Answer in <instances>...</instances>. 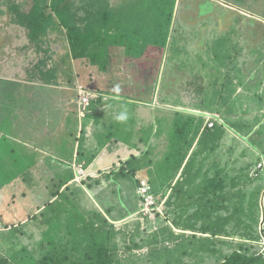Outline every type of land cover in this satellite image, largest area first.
<instances>
[{
  "label": "crops",
  "instance_id": "obj_1",
  "mask_svg": "<svg viewBox=\"0 0 264 264\" xmlns=\"http://www.w3.org/2000/svg\"><path fill=\"white\" fill-rule=\"evenodd\" d=\"M132 1L102 3L97 11L98 25L94 26L93 34L98 36L97 32H103V45L106 43L97 62V90L85 87L81 90H65L69 87H60L52 79L38 82L46 90H38L39 96L27 98L29 93L24 88L38 85L33 80H39V73L36 77L30 73L27 80L22 82L16 79L20 76L15 60L3 67L2 72L8 71L4 73L6 75L0 73V90H7L12 85L16 86L13 90H23L26 94L16 101H12L11 96L0 98V107L11 105V110L17 111L20 118L18 123H13L14 130L9 134L1 128L11 124L12 119H0V142L1 139L8 140L6 146L2 149L0 147V159L4 154L16 151L26 160L25 168L22 169L20 157L13 154L17 158L12 162L19 169L17 174L24 170L20 174L24 179L28 178L27 174L30 175L25 181L26 186L22 182L16 186L17 192L21 189L29 192L22 196L25 201L32 203V206L26 203V207L20 210L25 215L26 212L29 213L20 227L30 231L35 225L41 237L51 229V225L55 228L52 231L57 237L65 238L68 236L67 228L79 230L78 228L85 227L88 223L97 226V222H106V225L113 227L133 220L134 216L140 215L142 201L139 187L141 179H146L157 198L158 206L167 210L163 217L164 225H160L163 230L160 241H143L145 247L140 249L147 256L151 254L149 250L157 251L155 258L164 263V249H174L181 241V234L197 230V227L193 229L184 225L187 222H198L199 215L195 207L202 202L211 203L215 195L224 201L223 194L236 187L235 181L251 180L250 176L246 178L247 171L255 174L253 177H261L263 180L256 191L248 196L250 202L255 205L260 202L259 205H262L260 211L257 210L260 213L255 214L260 219L256 218L255 221L264 222V197L261 198L260 195L264 190V151L253 145L255 142H252L250 135H246L244 128L239 129L246 124L255 128L264 125L261 117V114L264 115V107L251 105L260 102L258 97L264 91V82H260V87L249 83L254 78H247L245 83H241L240 76L227 68L237 64L247 69L250 59H220L214 57L213 52V47L229 46L228 43L219 45V42L231 30H234L231 37L233 41L242 40L243 45L246 41L251 49L263 45L264 0H148V9L141 4L142 0ZM138 1L140 4H137ZM160 13L164 16L158 18ZM140 14L143 17L146 15L143 21ZM75 16L68 10L61 23L62 29L65 24H75L73 30L80 32L81 28L73 23ZM162 17L166 18L165 23L161 21ZM179 23L199 26L198 39H194L187 49H183L184 33L176 32L174 35ZM17 25L22 29L26 28L19 19ZM157 29L167 38L163 35L161 38L156 37L153 31ZM108 40L116 41L113 44L115 47L120 46L122 51L110 50L112 42ZM173 45L175 49H172ZM145 48H156V52L147 51L142 56ZM178 51L182 52L179 59L176 55ZM188 53L192 55V59L187 58ZM170 56L174 61L169 60ZM71 58L77 67L73 56ZM150 58L154 64L152 67L146 64V60ZM259 59L264 62V58ZM213 60L223 65L221 74L215 72L216 77H220L222 81L218 83L216 79V86L212 91L203 90L204 87L195 90L194 87L199 82L202 83L199 77L205 73L200 71L199 65L212 64ZM70 62L71 60L66 61V66L62 63V72L72 73ZM40 63L45 66V61ZM175 63L188 67L190 71L187 72ZM128 70L133 73L129 77L125 75ZM48 73L51 77L55 75L53 72ZM174 73L181 80L176 82L177 87L173 90H180L184 104L170 103L162 95V90H154L160 78V84L163 85L166 82L165 76L172 80ZM133 76L141 77V81L139 78L136 81ZM74 78L70 85L76 87ZM116 78H121L122 81L123 78L126 79L123 81L127 84L125 89L128 86L135 89L134 95L128 89L121 95L118 94L120 89L113 90ZM107 85L112 87L105 88ZM146 90H150L149 96ZM87 93L93 98L89 109L85 110L81 104V96ZM42 94L49 100L41 99ZM53 96L55 99H50ZM38 110L41 117L36 121L32 111ZM80 110H83V117L77 115ZM23 111L28 112L29 118H24ZM211 122L214 123L213 127H209ZM39 129H42L44 139H37ZM48 138L52 139V144L47 146L46 143L42 148L41 143L47 142ZM240 143L252 145L253 152L247 154L246 148ZM20 146L26 152H22ZM48 151L53 154L49 155ZM40 158L43 160L36 166ZM181 158L183 162L178 166L177 160ZM190 163L191 166L187 167ZM260 164L263 165L262 168H259ZM35 166L42 170L39 172L42 185L39 184V179L35 180V172L31 170ZM80 167L83 169H79ZM27 168L30 169L26 171ZM0 174L10 176L2 162ZM8 176L5 181L10 180ZM175 192L182 198H172ZM207 195L212 197L206 198ZM245 195L244 192L241 193L242 201H245ZM243 217L242 215L241 218ZM9 218L4 220L5 224L15 223L12 222V217ZM191 218L195 220L191 222ZM146 220L152 221L148 218ZM136 221L131 224L138 226L140 221ZM223 233L225 231L218 234L222 236ZM208 238L211 235L206 236ZM79 244L81 246L78 241ZM152 244L161 247L146 251V245ZM170 244L175 246L171 247ZM145 260L146 257L141 258V263ZM182 261L195 262L184 258Z\"/></svg>",
  "mask_w": 264,
  "mask_h": 264
},
{
  "label": "rangeland",
  "instance_id": "obj_2",
  "mask_svg": "<svg viewBox=\"0 0 264 264\" xmlns=\"http://www.w3.org/2000/svg\"><path fill=\"white\" fill-rule=\"evenodd\" d=\"M117 1V0H116ZM115 0H64L63 3H58L62 8L66 7L71 10V13L76 15L73 19V23H77L76 26L78 28H81L80 32L74 31V25H64V29L61 27V23L63 20H65V17L61 15H57L56 11H54V0H0V73L3 75H6L8 70L5 72H2L3 67H6L10 64L12 60H15L16 63V69L17 73L19 74V78L17 81H26L27 77L30 73H33V75H37L39 73V80H33V81H51L52 79L56 80L58 86L60 87H69L65 90H81L82 87H85L90 90H97V62L99 60V57L103 53L104 48L106 47V43L103 45V39L101 38L103 32H97V34H93L94 30L93 28H90V25H94L96 17L94 15H97V11L100 5H104V3H113L116 2ZM134 2V0L132 1ZM136 2V0H135ZM53 3V4H52ZM137 4H140L139 1ZM141 4L145 6L146 9L148 5V0H142ZM207 6V5H206ZM210 7V5H209ZM37 8V11L39 8L41 9L42 14L46 15V17L51 16L49 19L47 18L46 26L48 31L44 36L42 35L39 40L36 38L31 37L29 35V30L26 28H20L17 25V20L20 19L19 17H26L29 16L34 9ZM64 10V8H63ZM65 11V10H64ZM220 11V10H218ZM221 12V11H220ZM4 13V14H3ZM219 13V12H218ZM141 16V14H140ZM146 15H144L145 17ZM143 16H141L143 21ZM248 17V16H247ZM262 22H264V18L262 19ZM64 24V23H63ZM264 24V23H263ZM92 30H90V29ZM198 24H188V23H179L178 26L175 28L174 35L177 33H184V41H183V49H187L188 46L192 43V41L195 39V41L198 39ZM193 31L194 33H192ZM234 30H231L227 33V37H223L220 39L219 45H223L225 43H228L229 46H219L213 47L214 57L216 58H233L235 60H242L246 58V61L251 60V63H247V69L243 67V65H233L228 66L227 68L229 70L234 71L235 74H238L240 76V82L245 83L247 78L250 81V84H253L255 86H261L260 82H264V62H260V59L264 58V41H262V46L256 47L254 49L248 48L247 42L244 41V44H242V40H236L233 41L231 39ZM196 34V35H195ZM103 37V36H102ZM105 37V36H104ZM228 38V40H227ZM106 39V38H105ZM101 40V41H100ZM112 43L109 45L110 50H119L122 51L121 47L113 44L116 41L108 40ZM107 41V42H108ZM101 42V43H100ZM213 43V41H210ZM193 45V44H192ZM194 47V46H193ZM152 53L156 52V48H153ZM47 50V52H45ZM155 51V52H154ZM147 50H143V55L146 54ZM177 59L180 58L182 55V52L178 51L176 52ZM74 58V63L77 64V67L74 66L72 62V58ZM238 57V59H236ZM187 58L192 59L191 54H187ZM71 60V72L72 73H65L61 70V65L64 63L66 66V61ZM171 62L174 61L173 57L170 56L169 59ZM45 61V66L41 64L40 62ZM177 61V60H176ZM78 62V63H77ZM212 64L209 63H203L199 65L200 71L205 72L202 73L201 77H199L200 81L204 85L203 90H213L216 86V79L218 83L222 81L220 77H216V73H222L221 69H223V65L220 63H217L216 61H211ZM79 64V65H78ZM146 64L150 67L154 66L152 59L146 60ZM64 66V67H65ZM79 66V67H78ZM182 69L189 72L188 67H182L181 64L179 65ZM82 67V69H80ZM240 67V69H239ZM195 68H197V65L195 64ZM175 71V69H174ZM45 72V73H44ZM48 72H53V77L50 76ZM44 73V74H43ZM78 73V74H76ZM168 73V72H167ZM166 73V74H167ZM176 73V71H175ZM173 74V79L170 78H164L166 82L163 83V85L160 84L161 78L158 80L157 85L155 86L154 90H162V95L169 101L170 103L179 105L184 104V98L183 94L180 92V90H173L177 87L176 82L180 81V77L176 74ZM131 74V71L126 72L125 75L129 77ZM165 74V75H166ZM208 74L209 76L205 75ZM41 75V76H40ZM77 75V76H76ZM75 76V78H74ZM244 76V77H243ZM36 77V76H35ZM73 78L75 79L74 82L77 84L76 87L71 86L70 84L73 81ZM140 79L141 77H135L133 76V79ZM99 79V77H98ZM132 79V81H133ZM102 81V79H99ZM126 80L123 78V81ZM104 81V80H103ZM114 89L113 90H119L118 94L121 95L129 90V93L131 95H134V90L131 89L130 86L125 89L124 82L121 80V78H116L114 80ZM55 82V84H56ZM48 83V82H46ZM134 83V82H133ZM248 83V81H247ZM31 85V87L28 85L27 88H24L27 93V98L30 96L37 97L39 96L38 90H44V87H41V85ZM212 85V86H211ZM153 86V85H152ZM13 87L16 88V86H10L7 88V90H0V98L5 99V97L11 96L12 101H16L19 98H21V95L24 96L26 93L23 92V90H13ZM71 87V88H70ZM112 87V85H107L105 88ZM46 90V89H45ZM64 90V89H63ZM111 90V88L109 89ZM123 90V91H121ZM147 95H150V90H146ZM157 94V93H156ZM19 95V97H18ZM36 95V96H35ZM260 102L251 103L254 107H264V91L262 92V95L258 97ZM41 99H47V97L42 94ZM52 100L55 99V96L50 98ZM49 100V98L47 99ZM46 100V101H47ZM0 102H2L0 100ZM6 104V103H5ZM14 107V106H13ZM90 107V106H89ZM60 108V107H59ZM55 108H53L52 111H54ZM58 109V108H57ZM78 110V108H77ZM51 111V112H52ZM83 110L77 111L78 116H82ZM264 113V112H263ZM32 116L35 117L36 121L41 117L40 111H32ZM72 115V112H70ZM11 116V117H6ZM17 116V118H16ZM19 113L17 111L11 110V105H3V108L0 107V119H12L11 124L13 125L14 122L18 123ZM83 117V116H82ZM262 119H264V115L261 114ZM14 119H17L14 121ZM264 123V121H262ZM133 127V125H132ZM8 130V129H7ZM44 130V128H43ZM38 137L37 139H44V134L42 135L41 129L37 131ZM255 134V133H254ZM252 134L251 138H253L254 135ZM49 139V140H48ZM44 143L42 144V148H44V145L46 144L51 145L52 139L48 138ZM263 136L258 135V138L252 140V142L256 143V146L264 150V145L260 146L261 140H263ZM51 143V144H50ZM242 144V147L246 148L247 154L249 152H253L252 145L249 143ZM17 145V144H16ZM22 152H26V149L22 146H20ZM53 151V149H52ZM49 154V151H48ZM53 154V153H50ZM49 154V155H50ZM13 154H4L3 158L0 159V163H4V167L8 174H10V180L4 181L3 177L6 178V176H2L0 174V257L1 258H9L10 260H15L17 264H21V262L24 263V260H26V255L32 251H35L36 248H38L39 243L41 242V235L39 232V229L34 225L30 231H27V229H21V225L23 224L22 220H25L24 218L29 217V213L26 212V215L24 213L20 214V210L26 207V203L28 205H31L32 203H28L25 201L23 195L22 189L17 192L16 186L22 182L23 186L26 184V182L23 180V176L20 174L23 173L19 171L18 167H15L14 164H12V160L17 159L12 158L10 160L9 157H12ZM40 156V155H38ZM43 159L40 158L39 162L36 164V166H39L40 162ZM248 159L246 160V162ZM31 167V170L34 173L35 180L39 179L40 185H42L43 182H41L39 172H42V170H38L37 167ZM20 168L24 169L25 166L22 165ZM30 169V168H29ZM28 168L25 169L26 171L29 170ZM79 169H83L80 167ZM247 179L250 176V181L242 179L235 181L236 187L232 188V190L228 189L226 192L227 194H223L225 196L224 201H222L218 195H215L216 197H212L211 203H199V206L195 207V210L198 211L197 217L198 222H194L192 224H195V227H197V238L201 239V241H204L203 238H206V236L213 235L215 231L223 232L222 236H213L212 239H210V242H204V245L202 242H199V239H194L191 235L192 233L187 232L186 237L184 241H188L189 244L192 246V254L188 256H183L185 260L189 261H195L196 257H199V260L201 259V263L207 262L209 264H214L219 262L222 256L227 255L231 253L234 250H240L242 242H246L247 247L251 249V254H254V256L261 255L264 258V222L258 221V223H254L253 227L256 228L255 237L256 238H250L247 236L244 238V235L248 233L246 225L249 223L245 218H241L243 215L241 212H244L246 217L250 216L249 213H251V217L256 219L258 218L255 214H259L260 212H257V210L260 211L259 203L258 205H255L254 202L249 201L248 194L254 193L256 191V188L258 187L260 181L263 180L261 177H253L255 174H250V171H247ZM262 176H264V171L262 172ZM23 180V181H22ZM38 184V185H39ZM229 185V183H228ZM22 186V187H23ZM26 186V185H25ZM230 186V185H229ZM25 188V187H23ZM236 190V191H235ZM244 192L245 202L244 206L242 208L241 201L242 196L241 193ZM264 190L260 194L263 198ZM66 194V193H64ZM186 195H189V193H186ZM182 198V196L175 192L174 195H172V198L179 199ZM72 197L69 196V199ZM256 197H254L255 200ZM73 200V199H71ZM264 200V198H263ZM254 204V205H253ZM32 206V205H31ZM161 206V205H160ZM156 206V208L148 212L146 214L142 213L140 211V215L134 216L133 220H130L124 224L114 225L115 229H113L114 237L109 239V243L111 244V254H117L116 257L117 261H115V264H163L162 261L157 259L155 257L157 251H151L149 256L144 254L142 251L143 249H140L141 247H145V242H154L155 240L160 241V236L163 234V230L160 229L161 226H163V220L165 217V210L162 206ZM158 207V209H157ZM177 207V206H176ZM141 208H143L141 206ZM178 209V207H177ZM172 210V209H171ZM170 210V211H171ZM178 211V210H177ZM257 212V213H256ZM190 214V212H189ZM192 214V213H191ZM201 215V216H200ZM13 218L12 222L9 226L5 228V225L3 222H6L4 220H7V218ZM9 218V219H10ZM148 218L152 221L146 220ZM154 219V220H153ZM196 219V217H195ZM194 218H191L192 220H195ZM260 219V217L258 218ZM136 220H139L137 224H131V222H135ZM160 220V223H159ZM184 221V220H183ZM245 221V222H244ZM19 222V223H18ZM25 222V221H24ZM137 222V221H136ZM190 224L187 222V225ZM161 225V226H160ZM186 225V223L184 224ZM101 226V227H100ZM209 227L207 228V234L204 235L202 232V227ZM211 227V228H210ZM103 229H106V226L104 224L101 225L100 222H97V231H102ZM117 230V231H116ZM247 231V233H246ZM218 232V233H219ZM142 235V236H141ZM156 237V238H155ZM248 238V239H247ZM246 239V241H245ZM252 239V240H250ZM199 240V241H197ZM145 241V242H143ZM206 241V240H205ZM143 242V243H142ZM182 242V240L180 241ZM191 242V243H190ZM97 243L99 244H105L107 241H103L101 237L97 239ZM215 249V252H205L203 253L202 250H207L209 247ZM203 245V246H202ZM146 251L150 248H156L161 247V245H146ZM171 247L175 246V244H170ZM184 244L181 245L180 249H177L173 251V249H164V252H166V255L164 258H166L169 253L173 252L174 256H178V254L181 252L182 247ZM198 246V247H197ZM98 248V247H97ZM198 248H201L202 250H198ZM133 252V253H132ZM13 254V256H12ZM11 257H14L12 259ZM146 257L147 260H145L143 263H141V258ZM133 259V263H130V260ZM170 259V258H168ZM167 259V260H168ZM166 260V262H167ZM196 260V261H199ZM169 261V260H168ZM222 261V260H221ZM220 261V262H221ZM172 264V263H171Z\"/></svg>",
  "mask_w": 264,
  "mask_h": 264
},
{
  "label": "trees",
  "instance_id": "obj_3",
  "mask_svg": "<svg viewBox=\"0 0 264 264\" xmlns=\"http://www.w3.org/2000/svg\"><path fill=\"white\" fill-rule=\"evenodd\" d=\"M63 2H64V0H54V2H53L54 3V6H53L54 11H56L57 15H61L60 17H62V16L65 17L67 14V11L70 10L66 7H63L65 10L64 11L60 5H58L56 7V5L58 3L61 4ZM102 12H104V10ZM99 14H100V12H99ZM94 16L96 17L95 23H94V25H90V28H93V29H94L95 25H98V23H97L98 13H97V15H94ZM161 16H164V15L160 13L158 18H160ZM50 17L51 16L46 17L45 14L43 15L40 8L38 11L36 8V9H34V11L29 16L19 17L20 18L19 22L22 24V26H25L29 30L31 37L39 40L42 35L44 36L48 32V31H46L47 26L45 24L48 21L47 18L49 19ZM107 18H109V17H107ZM161 21L165 23L166 18L162 17ZM90 30H92V29H90ZM167 31L169 32V30H167ZM153 33H155L157 35L156 37L161 38L164 36L162 31L159 29L154 30ZM170 34L173 35V32L170 31ZM164 38L166 39L167 36H164ZM175 48L176 47L173 45L172 49H175ZM145 49L147 51H152V49H150V48H145ZM45 52H47V50ZM202 54L206 55V52H203ZM175 65L179 66L178 63H175ZM202 87H204L203 83L199 82L198 85L195 86L194 88L196 90V89H200ZM22 106L25 107V104L23 103ZM22 115L24 116L25 119L29 118V114L27 111H23ZM6 117H11V116H6ZM16 118H17V116H16ZM18 119H20L19 116H18ZM8 124H9V126L11 125V127L7 126ZM8 124L1 128L7 134L12 133V131L14 130L13 125L10 123H8ZM28 124H30L29 121H28ZM1 125H3V123ZM241 128H244L246 135L252 136V134L255 133L254 135H256V136H254L251 140H255L256 138H258V135H261L264 138V125H261V126L255 128V127H251L248 124H246L245 127L242 126L239 129H241ZM7 141L8 140L1 139V142H0L1 149L7 145L6 144ZM262 141H264V139L261 140L260 146L264 145V143ZM253 145L256 146V143H253ZM261 150L264 151L263 149H261ZM11 154H14V156L18 155V157H20L19 162H21V164L24 166L26 165V163H25L26 160L24 161L22 159V157L19 156V154L16 151L14 153H11ZM14 156H12L10 160H12V158H14ZM181 156H184V154L181 153ZM12 162H13V160H12ZM182 162H183L182 158L180 160H177L178 166H180L182 164ZM191 163L187 167H190ZM2 176H4V175H2ZM27 176L29 178L30 175L27 174ZM27 179H24V181H27ZM3 180L5 181V177H3ZM25 189L28 190L27 187H25ZM23 193L26 194L29 192L24 191ZM244 202L245 201H242V203H241L242 208L244 206ZM46 212H47V210L45 211V214H46ZM249 214H250V216L246 217L245 213H243L245 220H247L249 222L246 225L248 233L246 231L247 234L244 235V237L246 238L247 236H249L250 238H256L254 236L256 233L255 232L256 228L253 227V225H254V223H257V222L255 221L254 218L251 217V213H249ZM105 223H102V224H104L106 226V229H103L102 231H97V226H94L93 223H91V224L88 223L87 226H85V227L83 226L81 228H78L79 230L67 228L68 236H66L65 238H62L61 236L57 237L54 234V231H52V230H55V228L51 225L50 226L51 229H49L48 232H46L44 237H41V242L39 243L38 248H36V250L33 253H32V251L30 253H28L26 255V260H24V263L21 262V264H115V261H117L116 257L118 255L117 254H111L110 250L112 247H111V244L109 243V239L114 237V233L112 231H113V229H115V227L106 225ZM4 225H5V228L7 226H9V224H7V223L6 224L4 223ZM186 227H192L193 229H196L195 224H188V225L186 224ZM207 228H209V227H205V226L202 227V232L204 234L207 233ZM185 230L189 231L187 229H185ZM191 235L193 236L194 239H199V238H197V230H193ZM218 235H219L218 232L215 231L214 234L211 236V238H208V239L203 238L204 241H201L202 240V238H201V239H199L200 241L199 240H197V241L202 242L204 245V242L205 243L208 241L210 242V239H212L213 236H218ZM100 237H101V239H103V241H107V243H105L103 245L97 243V239H99ZM185 238H187L186 233L181 234L182 242H178L176 244V246L173 247L174 248L173 251H175L177 249H180L181 245L184 244V246L182 247L181 252L178 254V256L177 257L174 256L173 252L169 253V255L165 258V261L163 264H171V263L172 264H209L207 262L201 263L200 262L201 259H200V261H195L193 263H188V262L182 261L183 256L192 254V252H193V250H192L193 245L189 244L188 241H184ZM250 240H252V239H250ZM78 241L81 243V246H80V244L78 245ZM155 241H157V240H155ZM245 241H246V239H245ZM242 243L243 244L241 245L240 250H234L231 253L222 256L221 259L219 260V262L214 263V264H264L263 256H261V255L254 256L255 253L254 254L250 253L251 249L249 247H247L246 242H242ZM81 247H83V248H81ZM199 250H202V249L198 248L197 251H199ZM202 251H203V253H205V252L214 253L215 249L212 248V244H211V247H209L207 250H202ZM182 252H184V254H186V253L187 254L181 255ZM12 256H13V254H12ZM11 258L14 259V257H11ZM168 258H170V259H168ZM166 260H167V262H166ZM0 264H17V263L15 260H10L7 257L6 258L0 257Z\"/></svg>",
  "mask_w": 264,
  "mask_h": 264
},
{
  "label": "built area",
  "instance_id": "obj_4",
  "mask_svg": "<svg viewBox=\"0 0 264 264\" xmlns=\"http://www.w3.org/2000/svg\"><path fill=\"white\" fill-rule=\"evenodd\" d=\"M92 95H82L81 96V104L85 108V110L90 106ZM210 127L213 126V123H210ZM263 165L260 164L259 168H262ZM139 194L140 198L142 199V213L146 214L147 211L151 212L153 211L157 206L156 198H154V195L152 194V187L150 186L149 182L146 179H141L140 181V187H139ZM158 209V207H157ZM264 249V247H263Z\"/></svg>",
  "mask_w": 264,
  "mask_h": 264
},
{
  "label": "clouds",
  "instance_id": "obj_5",
  "mask_svg": "<svg viewBox=\"0 0 264 264\" xmlns=\"http://www.w3.org/2000/svg\"><path fill=\"white\" fill-rule=\"evenodd\" d=\"M85 95H90V94L87 93V94H85ZM92 98H93V97H91V99H92ZM87 109H89V107H88ZM87 109H86V110H87ZM207 121L209 122L210 119L208 118ZM211 123H213V122H211ZM209 125H210V124H209ZM213 126H214V123H213ZM213 126H212V127H213ZM209 127H210V126H209ZM81 175H83V174H81ZM84 177H86V175H84ZM152 194L154 195L153 191H152ZM154 198H155V195H154ZM141 201H142V199H141ZM156 201H157V198H156ZM157 205H158V204H157ZM141 210H142V208H141ZM141 214H142V211H141Z\"/></svg>",
  "mask_w": 264,
  "mask_h": 264
}]
</instances>
